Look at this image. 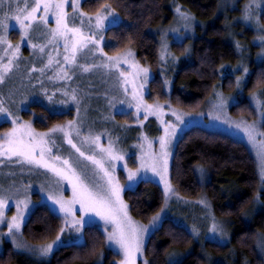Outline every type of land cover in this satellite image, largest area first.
<instances>
[{"label": "rangeland", "instance_id": "obj_1", "mask_svg": "<svg viewBox=\"0 0 264 264\" xmlns=\"http://www.w3.org/2000/svg\"><path fill=\"white\" fill-rule=\"evenodd\" d=\"M83 1L79 0L77 4L76 0H69L64 8L68 13V28L79 29V33L69 31L64 35H53L58 25L56 16L51 13L48 14L47 23L33 22L23 41L21 36L24 34L14 20L8 21L10 27L6 32H0V37H3L0 43V76L3 77L0 80V108L6 109L0 112V153H4L0 154V199L6 201L3 216L0 217V253L5 244H10L18 253L46 259L60 247L84 243V228L94 225L103 232L106 247L119 255L116 264H124L125 261L124 249L115 240H109V235L118 233L121 227L127 229L128 223L123 216L106 220L95 212L81 210L79 204L72 206V214L61 211L56 201H70L73 198L75 181L70 183L69 179L57 176L50 169L27 163L24 157L7 153L10 147L7 139L13 129L17 132L12 139L28 146L35 145L43 136L45 143L37 146L32 155L40 159L43 148L46 163L55 166L69 178L72 177L70 165L92 191L101 195L109 188L108 177L104 174V170H107L113 183L119 184L120 199L125 205L124 191L135 188L140 181H152L160 186L164 196L163 206L147 223L131 217L127 205V218L131 224L145 228L141 234V251L134 256L135 264H147L144 257L147 239L166 218L185 227L196 240L203 241V245L205 241L228 244V224L214 216L206 197L188 200L176 194L170 182V164L179 138L189 128L200 127L223 133L248 146L264 191V178L261 176L264 165V86L249 93L245 89L253 65L264 63V39H261L264 37V0H218L215 16L221 17L222 28L236 48L240 61L228 66L229 69L222 76L223 79L230 76L225 78L226 81L232 78L234 90L225 92L221 79L195 112L175 107L169 101H149L146 96L153 76L151 70L142 65L130 49L117 54H108L104 50V33L108 27L118 24L120 17L109 7L92 14L86 13L82 9ZM19 7L24 8V3H20ZM177 9L185 13L188 19L182 17ZM4 10L7 11V5ZM98 14L104 17L100 27L96 24ZM36 15H44L42 9ZM197 25L201 23L191 14L175 7L172 20L152 31L159 42V70L166 93L171 90V78L175 71L193 61L191 42L197 34ZM248 28L254 31L252 36L246 32ZM81 36L84 37L83 41ZM85 68L88 70L85 71ZM140 69H147V72ZM242 102L253 108L252 117L244 107H240L239 112L233 110ZM31 104L47 106V110L54 113H64L65 119L48 131L35 130L32 122L25 119L31 116L26 113ZM23 112L26 115L24 119ZM249 129L254 139L249 138ZM166 130L174 131V135H167ZM162 137L168 141L163 150L160 145ZM164 151L168 154L166 157L162 156ZM112 156L123 159H113ZM57 157L60 159L57 160ZM164 159L167 160L165 178L174 192L167 196L164 180L158 174ZM64 160L69 165H65ZM93 160L100 161L104 170ZM153 167L157 171L154 172ZM196 171L200 179L205 180L204 168L196 166ZM132 173L135 175L129 179ZM21 201L24 203L21 204ZM200 201L204 203L199 204ZM40 204H46L61 218V229H64L63 233L60 229L58 235L61 239L47 255L41 253V248L53 243L56 238L34 244L22 234L24 224ZM197 205L199 207H195ZM18 207L23 209L20 228L10 232L8 225L12 217L18 214ZM81 217H84L83 222L74 225L73 220L78 221ZM154 217L157 219L154 220ZM195 217L202 221L191 223V220L195 222ZM213 225L217 226L216 231H213ZM259 249L264 255V240L259 241ZM204 255L209 261L212 260L205 251ZM168 256L169 264H177L183 253L172 251ZM101 261L102 258L98 262Z\"/></svg>", "mask_w": 264, "mask_h": 264}, {"label": "trees", "instance_id": "obj_2", "mask_svg": "<svg viewBox=\"0 0 264 264\" xmlns=\"http://www.w3.org/2000/svg\"><path fill=\"white\" fill-rule=\"evenodd\" d=\"M105 5L120 17V22L106 29L104 50L117 54L130 49L151 70L153 76L146 96L149 101H169L175 107L195 112L223 79L228 66L240 61L222 28L221 17L215 16L218 0H84L82 9L92 14ZM175 7L191 14L201 25H197V34L191 42L193 61L175 71L171 90L166 93L159 70V42L152 31L172 20ZM246 32L251 36L254 33L250 28ZM225 78L222 89L234 90L232 78L230 81ZM263 86L264 63L253 65L245 89L249 93ZM29 107L26 113L31 116L25 118L23 112L22 117L37 130L45 131L65 119L64 115L51 116L41 123L32 114L46 113L47 106ZM240 107L246 108L252 117L250 105L242 102L233 110L239 112ZM196 166L204 168L205 180L200 179ZM169 177L179 196L188 200L207 198L214 216L227 222L230 240L224 245L210 241L203 245L185 227L166 218L147 239L144 247L147 264H169L167 257L172 251L183 253L177 264H264L259 249V241L264 240V191L254 156L245 143L223 133L191 127L174 148ZM123 198L131 217L142 223H147L164 203L162 189L152 181H140L135 188L126 189ZM200 221L201 218L195 217V222H190ZM61 224L58 215L46 204H40L24 224L22 234L30 243L43 244L56 238ZM83 235L84 243L60 247L46 259L18 253L5 244L0 264H116L119 255L106 247L105 236L97 226H86ZM204 251L211 261L205 258Z\"/></svg>", "mask_w": 264, "mask_h": 264}, {"label": "snow or ice", "instance_id": "obj_3", "mask_svg": "<svg viewBox=\"0 0 264 264\" xmlns=\"http://www.w3.org/2000/svg\"><path fill=\"white\" fill-rule=\"evenodd\" d=\"M79 0H76V3L78 4ZM24 3L25 7L20 8L19 4ZM69 3V0H0V32H6L10 25L8 23L9 20H14L18 23V26L20 30L23 32L24 35L21 36V40L23 41L24 36L27 35L28 30L32 27L33 22H39L42 21L44 23H47L48 20V14L51 13L56 16V23L58 25V28L54 30L53 35H64L66 32H73V33H79L80 30L76 28L69 29L66 22V17L68 13L64 11L65 5ZM15 4L16 7L13 8L12 5ZM7 5V11L4 10V6ZM107 7V5H105ZM43 11L44 15H41L37 17V12ZM177 12H180V9H177ZM12 13H15L14 15ZM111 15V14H110ZM180 15L184 17L185 19H188L187 15L183 12H180ZM248 18L247 16L245 17ZM104 19V17L97 15L96 24L97 27L101 26V20ZM15 26V25H11ZM63 29V31H61ZM261 39H264L262 37ZM81 40H84V37L81 36ZM3 42V37H0V43ZM35 47V45H33ZM75 51V48L73 49ZM41 51H43V48H41ZM15 55V53H13ZM67 60L68 58L65 57ZM51 63V60L49 61ZM5 70H7V66H5ZM88 69L85 68V71ZM140 71L147 72V69H140ZM3 77L0 76V80H2ZM75 99V97H73ZM151 108L152 106H148ZM159 106H157L158 108ZM6 109L0 108V112H5ZM179 119V117H177ZM239 127V125H237ZM52 131H63V129H53ZM249 138L254 139L252 130L249 129ZM17 130L13 129L12 133L8 135L7 143L10 145V147L7 149V153H10L11 156H20L24 157L25 162L30 164H36L43 166L47 169H50L52 172H54L57 176H61L64 179H69L70 183H73V198L70 201H62L57 200L56 203L60 204L61 211L65 212L66 214H72L73 213V205L79 204L80 209L85 212H95L96 215L101 216L102 218L106 220H115L118 215H122L123 218L127 221L128 227L125 229L124 227H121L118 231V233H112L109 235V240H115L121 248L124 249V255H125V261L124 264H135L134 256L136 253L141 251L142 247V237L141 234L145 231V228L143 226H134L131 224L130 220L127 218V205L123 204L122 200L120 199V186L118 183H113L112 177L110 173L107 170H104L103 164L98 160H93V163L98 165L102 170H104L105 176L108 177V185L109 188L107 192H105L103 195H101L99 192L92 191L78 176L74 170L71 169V166L69 165V162L67 160H64L63 163L65 165H69V170L72 171V177L69 178L66 176L61 170L55 168V166L50 165L46 163L43 160L44 156V149H41L40 152V159H36L32 153L35 151V148L37 146L43 145L45 143L43 136L41 139L32 146L24 145L22 141L14 140L12 137H15ZM166 134L171 136L174 135V131L168 132L166 130ZM29 135H31V132H29ZM46 135V134H45ZM69 144H71V140L68 141ZM168 141L165 138L160 139V145L161 149H165ZM72 147H76L75 145H72ZM27 149V152L25 151ZM77 152L80 151L79 148L76 149ZM50 151V149L48 150ZM109 155L111 156V149L108 150ZM4 154V153H0ZM81 156L84 154L81 152ZM168 154L166 151L162 152V156L166 157ZM113 159H123V157H117L112 156ZM57 160L60 158L57 157ZM88 159H92V157H88ZM153 171H157L155 167H153ZM167 173V160L164 159L161 169L158 172L161 179L164 180V191L166 196L168 194H174L171 184L168 182V180L165 178ZM135 175V173L130 174L129 179L132 178V176ZM261 176L264 178V165H262V171ZM21 204L24 202L21 201ZM200 203H204V201H200ZM118 205V207H117ZM6 206V201L3 199H0V217L3 216V210ZM26 206V205H25ZM23 218V209H20L18 207V214L16 216L12 217L11 222L8 225L9 231L11 232L12 229H19L20 228V221ZM157 219V217H154V220ZM84 220V217H81L80 220H73V224H80ZM217 230V226L213 225V231ZM64 229H61V233H63ZM61 237L58 235L56 237V240L53 243H50L46 246H43L41 248V253L44 255L49 254L54 244L59 242ZM146 264V262H145Z\"/></svg>", "mask_w": 264, "mask_h": 264}, {"label": "flooded vegetation", "instance_id": "obj_4", "mask_svg": "<svg viewBox=\"0 0 264 264\" xmlns=\"http://www.w3.org/2000/svg\"><path fill=\"white\" fill-rule=\"evenodd\" d=\"M44 107V106H43ZM47 109H49L48 107H46ZM64 115V113H54V112H51V111H49V110H46V113L45 112H41V113H33V117H35L36 119H38V121L39 122H41L42 123V119H44V118H49V117H51V116H63ZM33 125V124H32ZM53 126V127H52ZM51 127H49L47 130H45V131H48V130H50L51 128H54L55 126L54 125H52ZM33 128L35 129V127L33 126ZM35 130H37V129H35ZM38 131H40V130H38Z\"/></svg>", "mask_w": 264, "mask_h": 264}]
</instances>
